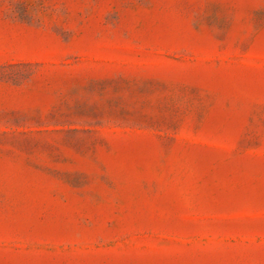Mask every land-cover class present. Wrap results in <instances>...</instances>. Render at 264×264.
<instances>
[{
	"label": "rangeland",
	"instance_id": "1",
	"mask_svg": "<svg viewBox=\"0 0 264 264\" xmlns=\"http://www.w3.org/2000/svg\"><path fill=\"white\" fill-rule=\"evenodd\" d=\"M0 264H264V0H0Z\"/></svg>",
	"mask_w": 264,
	"mask_h": 264
}]
</instances>
